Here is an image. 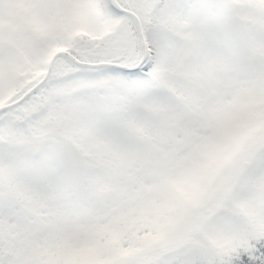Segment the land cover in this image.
<instances>
[{
  "label": "snow or ice",
  "instance_id": "snow-or-ice-1",
  "mask_svg": "<svg viewBox=\"0 0 264 264\" xmlns=\"http://www.w3.org/2000/svg\"><path fill=\"white\" fill-rule=\"evenodd\" d=\"M0 264H264V0H0Z\"/></svg>",
  "mask_w": 264,
  "mask_h": 264
}]
</instances>
